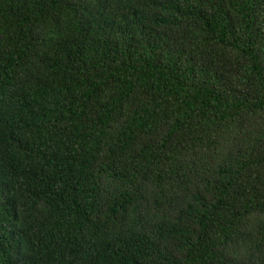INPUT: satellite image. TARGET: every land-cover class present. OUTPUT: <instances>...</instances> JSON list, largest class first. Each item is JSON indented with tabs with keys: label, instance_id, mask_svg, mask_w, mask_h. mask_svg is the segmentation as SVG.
<instances>
[{
	"label": "trees",
	"instance_id": "16d2710c",
	"mask_svg": "<svg viewBox=\"0 0 264 264\" xmlns=\"http://www.w3.org/2000/svg\"><path fill=\"white\" fill-rule=\"evenodd\" d=\"M0 264H264V0H0Z\"/></svg>",
	"mask_w": 264,
	"mask_h": 264
}]
</instances>
